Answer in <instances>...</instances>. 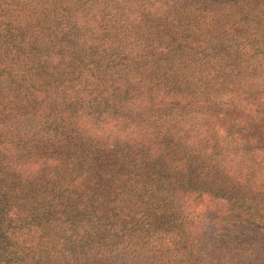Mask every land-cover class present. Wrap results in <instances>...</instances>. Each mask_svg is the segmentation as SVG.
<instances>
[{
	"label": "rangeland",
	"instance_id": "rangeland-1",
	"mask_svg": "<svg viewBox=\"0 0 264 264\" xmlns=\"http://www.w3.org/2000/svg\"><path fill=\"white\" fill-rule=\"evenodd\" d=\"M0 264H264V0H0Z\"/></svg>",
	"mask_w": 264,
	"mask_h": 264
},
{
	"label": "trees",
	"instance_id": "trees-1",
	"mask_svg": "<svg viewBox=\"0 0 264 264\" xmlns=\"http://www.w3.org/2000/svg\"><path fill=\"white\" fill-rule=\"evenodd\" d=\"M0 251H1V248H0Z\"/></svg>",
	"mask_w": 264,
	"mask_h": 264
}]
</instances>
